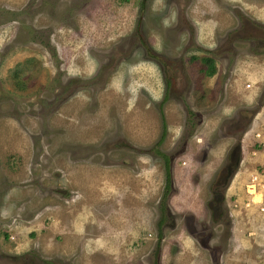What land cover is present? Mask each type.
<instances>
[{"label": "rangeland", "instance_id": "rangeland-1", "mask_svg": "<svg viewBox=\"0 0 264 264\" xmlns=\"http://www.w3.org/2000/svg\"><path fill=\"white\" fill-rule=\"evenodd\" d=\"M263 33L264 0H0V264L264 260Z\"/></svg>", "mask_w": 264, "mask_h": 264}, {"label": "built area", "instance_id": "built-area-1", "mask_svg": "<svg viewBox=\"0 0 264 264\" xmlns=\"http://www.w3.org/2000/svg\"><path fill=\"white\" fill-rule=\"evenodd\" d=\"M248 86L249 84H246V87ZM263 134L264 131L261 128L252 129V138L255 140L256 145H260L262 148H264ZM245 191L250 195H254L256 191L258 193L261 192L264 200V167L259 170L256 169L250 174L249 183L246 185ZM258 210L261 213L264 212V208L259 207Z\"/></svg>", "mask_w": 264, "mask_h": 264}, {"label": "trees", "instance_id": "trees-1", "mask_svg": "<svg viewBox=\"0 0 264 264\" xmlns=\"http://www.w3.org/2000/svg\"><path fill=\"white\" fill-rule=\"evenodd\" d=\"M201 57H202L201 60L204 61L205 63H207V65H208V68L205 71V73L206 74H211L213 72V69H214L212 59L209 56H201ZM188 122H190L189 119L186 120L185 124H188ZM155 152L162 158L163 165H164L165 179L167 181L166 182V188H165V190H163V192H164V191H167L168 188H169V179H170V172H169V161H170V158H169V156L170 155H169L168 152L159 150L157 148H155ZM162 196H164V195L162 194ZM159 211H160V214H159V216H158V218L156 220V226L157 227H158V225L160 224V222L162 220V216H161L162 209L159 210Z\"/></svg>", "mask_w": 264, "mask_h": 264}, {"label": "crops", "instance_id": "crops-1", "mask_svg": "<svg viewBox=\"0 0 264 264\" xmlns=\"http://www.w3.org/2000/svg\"><path fill=\"white\" fill-rule=\"evenodd\" d=\"M249 84V83H248ZM253 88L250 86L246 87L244 90L245 91H251ZM245 264H264V260H261V259H253L252 256H251V260L250 261H247Z\"/></svg>", "mask_w": 264, "mask_h": 264}, {"label": "flooded vegetation", "instance_id": "flooded-vegetation-1", "mask_svg": "<svg viewBox=\"0 0 264 264\" xmlns=\"http://www.w3.org/2000/svg\"><path fill=\"white\" fill-rule=\"evenodd\" d=\"M263 35H264V33H263ZM262 39V40H261ZM260 40L262 41V44H263V47H264V41H263V37L261 38ZM164 98V94H163V96H162V98H161V100ZM154 145H156V144H154ZM155 148H157V147H155ZM155 148H154V150H155ZM157 149H159V148H157ZM159 150H161V149H159ZM162 151H165V150H162ZM166 152V151H165Z\"/></svg>", "mask_w": 264, "mask_h": 264}]
</instances>
